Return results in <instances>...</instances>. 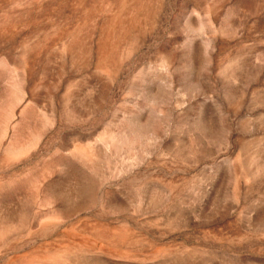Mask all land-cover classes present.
Returning a JSON list of instances; mask_svg holds the SVG:
<instances>
[{
  "label": "rangeland",
  "instance_id": "rangeland-1",
  "mask_svg": "<svg viewBox=\"0 0 264 264\" xmlns=\"http://www.w3.org/2000/svg\"><path fill=\"white\" fill-rule=\"evenodd\" d=\"M0 264H264V0H0Z\"/></svg>",
  "mask_w": 264,
  "mask_h": 264
}]
</instances>
